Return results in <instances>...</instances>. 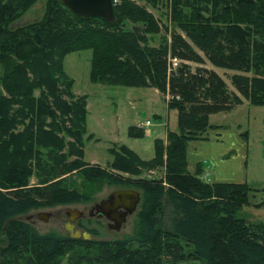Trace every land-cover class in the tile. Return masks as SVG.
<instances>
[{
  "label": "trees",
  "instance_id": "1",
  "mask_svg": "<svg viewBox=\"0 0 264 264\" xmlns=\"http://www.w3.org/2000/svg\"><path fill=\"white\" fill-rule=\"evenodd\" d=\"M111 1V23L79 18L59 0H45L38 21L12 26L35 0H0V264H62L68 253L74 256L64 264H264V224L237 216L264 202L252 203L245 183L201 180V165L189 172L186 162L188 143L206 140L215 128L210 115L231 111L241 98L264 106V0ZM136 1L151 9L161 2L170 27H160ZM85 50L90 83L153 88L169 97L176 129L153 140L151 159L120 145L106 169L82 160L86 98L73 95L63 60ZM170 59L178 62L174 68ZM204 61L236 72L229 77L233 91L212 69L191 70L189 63ZM142 136V128H127V137ZM157 168L158 179L135 178ZM73 172L87 185L107 181L139 192L130 235L84 241L40 234L18 219L86 203L85 192L65 184Z\"/></svg>",
  "mask_w": 264,
  "mask_h": 264
},
{
  "label": "rangeland",
  "instance_id": "2",
  "mask_svg": "<svg viewBox=\"0 0 264 264\" xmlns=\"http://www.w3.org/2000/svg\"><path fill=\"white\" fill-rule=\"evenodd\" d=\"M136 3L145 5L142 1H136ZM44 4L45 0H35L22 16L12 23V26H21L38 21L42 16ZM145 7L153 14L160 27H170L167 8L161 2L155 9H151L147 5ZM156 43L157 37L152 41L153 45ZM198 53L201 55L200 52ZM89 57L90 51L85 50L70 53L63 60L64 72L73 80V95H84L86 98V133L83 136L82 160L89 165H97L106 169L112 160L111 152L116 153L120 145L126 146L140 160L151 159L153 140L156 138L164 140L166 131H175L176 129V111L168 109L165 103L169 97L153 88H125L92 84L88 78ZM189 66L191 70L197 66L212 69L222 78L228 90L233 91L229 77L236 72L214 67L206 61L203 65L189 63ZM241 101V104L227 113L212 114L208 117V122L215 126L212 130L210 129V133L207 130V136H210L208 138H215V134L219 133V137H217L219 140H213L212 143H216V145L212 146L211 151L213 150L219 155L217 158H208V162L205 161L211 172L214 170L215 173L214 175H207L205 179L209 182L217 177L215 178L216 181L221 179L218 180L219 182L245 183L253 190L249 197L250 201L252 203L264 202V106L251 105L244 98H241ZM146 121L150 125L143 127L142 137L137 139L127 137L129 126L139 124L138 127H140ZM189 146L194 147L195 143L190 142ZM206 152L208 153L207 148ZM208 155L211 156L212 152ZM162 173L161 168L141 169L135 178L158 179ZM64 177L68 187L73 186L78 191L85 192L88 197L86 203H71L32 210L19 216L18 219L30 224L40 234L54 232L62 236H69L65 230V223L68 221L64 212L75 209L83 213V217L78 221L75 229L85 233L87 230H93L94 234L87 233L92 241L119 240L132 233L138 207L133 214L126 218L118 231L107 229L106 221L103 219L87 216V212L95 203L123 186L109 184L107 181L87 185L77 175V172ZM201 180H203L202 177ZM36 182L33 177L29 179V185H35ZM40 212L49 213L45 222L35 218V215ZM163 213L164 229L169 230L167 227L169 223L168 206L165 203ZM237 216L250 222L264 224V204L259 207L244 206L237 212ZM79 225L83 228L78 227ZM68 255L71 258L74 256L68 253L62 259V264ZM176 264L203 263L184 261Z\"/></svg>",
  "mask_w": 264,
  "mask_h": 264
},
{
  "label": "water",
  "instance_id": "3",
  "mask_svg": "<svg viewBox=\"0 0 264 264\" xmlns=\"http://www.w3.org/2000/svg\"><path fill=\"white\" fill-rule=\"evenodd\" d=\"M75 16L86 19L90 17H100L105 22L114 21L111 0H59ZM140 194L133 189H116L110 192L105 199L95 203L92 209L98 215L103 216L107 221L109 230L118 231L126 218L133 214L139 204ZM68 216V222L65 223V230L70 239H82L89 241L90 235L85 232H79L73 229L72 222L82 217L83 213L78 210H65ZM92 216L91 212L88 213ZM49 213L40 212L35 218L45 222ZM29 218V217H28ZM111 223V224H110Z\"/></svg>",
  "mask_w": 264,
  "mask_h": 264
},
{
  "label": "crops",
  "instance_id": "4",
  "mask_svg": "<svg viewBox=\"0 0 264 264\" xmlns=\"http://www.w3.org/2000/svg\"><path fill=\"white\" fill-rule=\"evenodd\" d=\"M155 90V89H154ZM209 123V122H208ZM210 124V123H209ZM139 125V124H138ZM138 125L137 126H135V127H138ZM134 126V125H133ZM138 128H141V127H138ZM142 130H143V128H142ZM212 130V129H211ZM211 130H209L208 131V133H210V131ZM216 133V132H215ZM146 134H147V132H146ZM209 135V134H208ZM215 138H208V137H210V136H207V139L206 140H202V141H192V142H194L195 143V146L194 147H192V146H189V143H188V145H187V148H186V162H187V169H188V171L189 172H193V170H194V168H195V165H197V164H199V165H201V171H202V173H201V177H202V179L204 180V181H206V179H205V177L207 176V175H214L215 173H214V170H212V172H211V170H210V168H209V166H208V164L205 162V161H207V159L208 158H210V157H214V158H217L218 157V155L212 150L211 151V148H212V146H214V145H216V143H212L213 142V140H215V141H217V140H219L217 137H219V133H216L215 134ZM164 141V140H163ZM210 143H212V144H210ZM206 148H207V150H208V153H211L212 152V155L211 156H209L208 155V153L206 152ZM215 150V149H214ZM198 151V152H197ZM211 151V152H210ZM207 154V155H206ZM207 156V157H206ZM226 160V159H225ZM208 162V161H207ZM208 171V172H207ZM215 178H217V177H214L212 180L213 181H206V182H208V183H234V182H226V181H218V180H221V179H217V181H216V179ZM238 183V182H237Z\"/></svg>",
  "mask_w": 264,
  "mask_h": 264
},
{
  "label": "flooded vegetation",
  "instance_id": "5",
  "mask_svg": "<svg viewBox=\"0 0 264 264\" xmlns=\"http://www.w3.org/2000/svg\"><path fill=\"white\" fill-rule=\"evenodd\" d=\"M106 198V197H105ZM104 198V199H105ZM93 207H91L90 208V212H91V214H92V216H89L88 215V213H89V211L87 212V216L88 217H93V218H96V219H103V220H105L106 221V228H107V225L109 224L108 223V221L103 217V216H101V217H98V215L95 213V211L92 209ZM64 215H65V217L67 218V221H68V216L65 214V212H64ZM82 217H83V215H82ZM82 217L81 218H79V219H75L71 224H72V226H73V229H75V227H76V224H78V221L80 220V219H82ZM111 224V223H110ZM78 227H80V228H83L81 225H79ZM108 229V228H107ZM91 231H93V230H91ZM113 231V230H112ZM93 233H94V231H93Z\"/></svg>",
  "mask_w": 264,
  "mask_h": 264
},
{
  "label": "built area",
  "instance_id": "6",
  "mask_svg": "<svg viewBox=\"0 0 264 264\" xmlns=\"http://www.w3.org/2000/svg\"><path fill=\"white\" fill-rule=\"evenodd\" d=\"M177 63L176 59H170L171 68H174ZM146 125H150L148 121H146L145 124H141L140 127L143 128Z\"/></svg>",
  "mask_w": 264,
  "mask_h": 264
}]
</instances>
